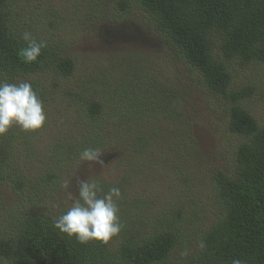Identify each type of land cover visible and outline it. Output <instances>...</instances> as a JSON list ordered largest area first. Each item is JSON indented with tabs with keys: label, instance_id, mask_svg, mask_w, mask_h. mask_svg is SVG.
<instances>
[{
	"label": "trees",
	"instance_id": "1",
	"mask_svg": "<svg viewBox=\"0 0 264 264\" xmlns=\"http://www.w3.org/2000/svg\"><path fill=\"white\" fill-rule=\"evenodd\" d=\"M100 1L90 0V17L97 22L106 14ZM130 1L146 15L147 31L164 43L160 55L167 64V60L172 62L176 74L165 73L157 64H142L138 62L141 52L131 53L132 70L138 73V85H132L124 78L126 74L132 77V72L124 73V59L118 56L111 68L98 75V85L102 86L99 91L91 92L92 85L89 91L80 86L75 94L76 101L81 96L87 100L79 115L68 112L69 123L64 129L75 123V128L83 130V137L73 140L71 134L59 135L64 143H57L72 161L87 147H99L102 152L110 148L112 153L130 157L133 166L115 180L96 175L90 178L98 180L105 192L111 187L121 190L122 198L117 201L121 230L106 243H80L54 228V221L67 210L69 200L64 189L58 190L61 181L55 178L54 167L60 165L54 163L56 153L44 148L40 153L47 165L31 168L29 171L36 174L19 175L22 180L12 183L22 203H18L16 220L3 213L7 231L0 237V261L232 264L233 259H239L242 264H264V122L247 105L255 97L264 103V82L250 81L243 86L235 77L238 66H254L264 73V0ZM9 4V0H0V80L13 82L51 66L69 77L74 61L61 54L52 34L32 33L37 40L47 41V47L36 61L23 62L19 51L27 46L22 39L27 27L17 22L21 18L13 23L20 12ZM120 5L126 7L125 2ZM111 32L115 37L116 30ZM116 64L120 70L113 67ZM32 85L43 99L44 92ZM198 94L219 114L214 132L236 140L233 172L216 173L211 169L212 194L197 188L198 167L208 158L201 147L197 109L190 106ZM14 136L10 130L0 136V184L19 168L22 159V149L11 144ZM156 148L159 159L154 165ZM139 170L147 173L140 175ZM158 179L169 182V198H161L157 192L150 194ZM144 180L153 183L141 188L138 181L142 184ZM25 185L30 189L27 198ZM38 193L43 195H35ZM48 202L59 206L56 213L47 211ZM214 205L215 215L209 225L202 226V236L197 239L192 233V220L208 221L202 212ZM196 240L200 253L191 251ZM178 251L184 256L178 257Z\"/></svg>",
	"mask_w": 264,
	"mask_h": 264
},
{
	"label": "rangeland",
	"instance_id": "2",
	"mask_svg": "<svg viewBox=\"0 0 264 264\" xmlns=\"http://www.w3.org/2000/svg\"><path fill=\"white\" fill-rule=\"evenodd\" d=\"M120 2L126 3V7H123L125 10H123ZM9 3L10 6H15V9L20 12L13 18V23L21 18L17 22L25 25L28 32H39L42 36L52 34L57 39L61 54L72 59L75 67L69 77L61 75L51 66L32 74L19 76L13 80V82L29 81L39 86L44 92L45 95L42 100L46 121L36 131H23L16 126L10 128V131L16 135L11 138V144L21 148L23 154L17 165L19 168L14 170L7 177V180L0 184V200L2 201H0V237L7 231L2 221L3 213L16 220L18 203H22L14 191L12 183L16 180H22L19 175L30 173L29 176H32L33 173L36 174L34 171H29L31 168L47 165L43 162L46 157L40 153L43 152L44 148L48 153H56L53 157L54 163H60V165L54 167L57 173L55 178H60L61 181V188L58 190L64 189V194L67 196L68 192L73 195L77 194V181L90 179L95 175L115 180L118 175L126 174L128 168L133 166L127 154L118 153L117 155L112 153L114 151L110 148L101 153L100 159L103 161V165H101L96 162L81 161L80 156L72 161L59 150L60 147H57L58 141L64 143L59 135L67 137L71 134L70 139L73 140L82 138L84 135L81 128H75V123L71 124L68 129H64L69 123L67 120L68 112L74 116L79 115L78 110L87 100H83V96L77 101L75 100V94L80 92V86L83 87V90L89 91L90 85H92L91 92L99 91L102 86L98 85V75L102 76L106 68H111L110 65L117 60L118 56H122L124 59V73L132 72V77L129 78L130 75L126 74L124 78L130 81L132 85L137 86L138 81L135 76L138 73L132 70L131 57H129L131 53L138 55L141 52L138 62H142V64L145 62L157 64L160 70L171 75L177 72L172 62L167 60V64L160 55L164 50V43L159 41L154 33L147 31L146 15L136 5L131 6L130 0H101V6L106 14H103L98 22L90 17L93 11V4L90 0H9ZM112 29L116 30L115 37L112 35ZM113 67L120 70L117 64ZM250 67L247 69L237 67L235 73L237 82L243 86H246L250 81L264 82V73H260L261 69L254 66ZM154 92L152 97H154ZM258 99L256 100L255 97L247 105L250 111L264 122V103L259 97ZM190 106L197 109L195 112L199 117L201 147L204 155L208 157L207 160H209L206 164L207 160L198 167L197 188L206 194H212L214 177L211 174V169H214L216 173L231 174L233 172L235 167L233 152L236 147V140L226 135L220 136L218 132H214L217 128L216 121L219 120V114L205 104L201 95L198 94L195 99H192ZM158 153L156 148V153L152 154L154 165L159 159ZM64 164L69 165L66 169L60 170ZM145 173L147 172L142 170L138 172L140 175ZM136 179L134 178V180ZM152 183V180H144L142 184L138 181L141 188H147ZM166 186H169V182L158 179L156 189L150 194L157 192L161 198H169L171 190ZM29 191V187L25 185V198L29 196ZM35 195H43V193ZM70 204L71 201L69 200V207ZM46 206L48 212L54 211V213L59 208L57 204L52 205L51 202H48ZM214 212H216V205L208 206L202 212L207 215L208 221L203 218L199 220L196 217L192 220V233L197 239L202 236V226H207L211 222V216L215 215ZM200 250V245L196 240L191 251L200 253ZM176 255L178 257L184 256L180 251ZM0 264H2L1 261Z\"/></svg>",
	"mask_w": 264,
	"mask_h": 264
},
{
	"label": "clouds",
	"instance_id": "3",
	"mask_svg": "<svg viewBox=\"0 0 264 264\" xmlns=\"http://www.w3.org/2000/svg\"><path fill=\"white\" fill-rule=\"evenodd\" d=\"M22 39L26 47L20 49L19 56L25 63H32L40 56L47 41L37 40L31 32L25 31ZM46 121L43 100L29 81L9 82L0 80V136L13 126L23 131H36ZM102 149L87 147L79 156L81 161H91L103 165L100 159ZM78 192H68L70 207L54 221V228L69 237H75L80 243L90 240L108 242L121 230L117 201L122 198L118 187L104 191L98 180L77 181ZM203 246V245H202ZM232 264H242L233 259Z\"/></svg>",
	"mask_w": 264,
	"mask_h": 264
}]
</instances>
